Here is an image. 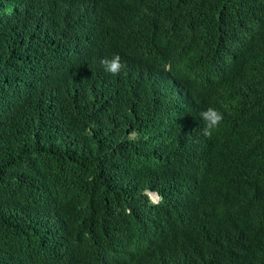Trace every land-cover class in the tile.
Here are the masks:
<instances>
[{"label":"trees","instance_id":"1","mask_svg":"<svg viewBox=\"0 0 264 264\" xmlns=\"http://www.w3.org/2000/svg\"><path fill=\"white\" fill-rule=\"evenodd\" d=\"M0 264H264V0H0Z\"/></svg>","mask_w":264,"mask_h":264},{"label":"clouds","instance_id":"2","mask_svg":"<svg viewBox=\"0 0 264 264\" xmlns=\"http://www.w3.org/2000/svg\"><path fill=\"white\" fill-rule=\"evenodd\" d=\"M100 63L102 64L104 71L113 76L119 75L124 65L121 62L119 55H114L113 57L103 58ZM224 120V114L214 107H208L207 109L199 112V123L196 122V117L191 112H185L178 115L175 118V138L182 142H187L192 145H204L207 143L208 138H211L216 132ZM208 137V138H207ZM251 166V160L248 159L247 151L231 153L218 150L217 155L213 157L212 162L207 163V168L194 166L189 170L185 176L193 182L185 186V189H194L196 184L201 179H207L212 181L218 188L220 194L227 198L229 191L227 186L223 182L217 179L205 178L204 174L215 172L231 175L233 178L239 176L242 171H247ZM194 171V172H192ZM251 174V173H244ZM183 174H179V178H182ZM152 200L156 201L159 199V195L156 191H147ZM152 193L156 194V198L152 196Z\"/></svg>","mask_w":264,"mask_h":264},{"label":"bare ground","instance_id":"3","mask_svg":"<svg viewBox=\"0 0 264 264\" xmlns=\"http://www.w3.org/2000/svg\"><path fill=\"white\" fill-rule=\"evenodd\" d=\"M143 51H145V50H143ZM148 54V53H147ZM151 55V54H150ZM133 68V67H132Z\"/></svg>","mask_w":264,"mask_h":264}]
</instances>
